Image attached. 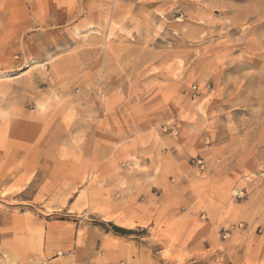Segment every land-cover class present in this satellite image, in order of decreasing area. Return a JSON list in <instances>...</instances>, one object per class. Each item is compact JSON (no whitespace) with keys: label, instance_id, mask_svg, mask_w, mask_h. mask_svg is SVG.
I'll use <instances>...</instances> for the list:
<instances>
[{"label":"rangeland","instance_id":"1","mask_svg":"<svg viewBox=\"0 0 264 264\" xmlns=\"http://www.w3.org/2000/svg\"><path fill=\"white\" fill-rule=\"evenodd\" d=\"M0 264H264V0H0Z\"/></svg>","mask_w":264,"mask_h":264},{"label":"built area","instance_id":"2","mask_svg":"<svg viewBox=\"0 0 264 264\" xmlns=\"http://www.w3.org/2000/svg\"><path fill=\"white\" fill-rule=\"evenodd\" d=\"M199 163L201 162V161H198Z\"/></svg>","mask_w":264,"mask_h":264}]
</instances>
